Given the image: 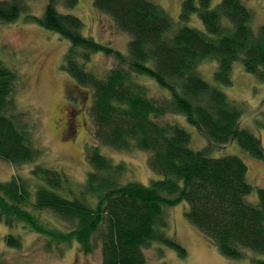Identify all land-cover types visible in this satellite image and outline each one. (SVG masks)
<instances>
[{
    "label": "trees",
    "instance_id": "1",
    "mask_svg": "<svg viewBox=\"0 0 264 264\" xmlns=\"http://www.w3.org/2000/svg\"><path fill=\"white\" fill-rule=\"evenodd\" d=\"M212 1L182 0L174 21L153 0H93V9L129 36L126 54L82 34V21L68 12L78 0H48L40 16L24 17L68 42L62 69L79 90L91 92L93 138L116 150L148 152V166L161 178L147 186L124 182L126 165L89 145L90 170L72 188L62 171L39 163L43 150L34 146L31 125L14 99L22 81L0 58V160L32 165L27 177L0 180V223L43 237L46 251L55 246L61 252L59 245L75 242L88 254L98 240L101 264H147L143 251L153 244L185 257L166 215L167 208L184 202L187 221L221 256L264 264L257 257L264 255V188L250 202L254 186L242 158L211 155L236 141L245 154L264 161L262 143L241 127L243 105L199 72L200 65L214 62L213 80L230 86L239 62L264 84V23L255 28L253 12L241 0H221L215 7ZM25 10L24 0H0V23L17 20ZM192 16L202 29L189 24ZM97 53L116 61L103 76L86 68ZM143 79L161 95H151ZM178 116L207 140L205 147H191ZM5 243L22 247L20 236L11 233ZM0 264H10L2 254Z\"/></svg>",
    "mask_w": 264,
    "mask_h": 264
},
{
    "label": "rangeland",
    "instance_id": "2",
    "mask_svg": "<svg viewBox=\"0 0 264 264\" xmlns=\"http://www.w3.org/2000/svg\"><path fill=\"white\" fill-rule=\"evenodd\" d=\"M47 1L24 0L26 10L17 20L0 23V58L5 65L17 72L22 81L14 99L17 111L25 112L24 119L31 125L34 146L43 150L39 163L62 171L67 176L70 186L75 188L76 185L83 183L90 170L86 159L87 147L97 145L100 153L112 163L126 165V172L122 177L124 182L132 181L147 186L151 180L161 178L149 168L148 152L116 150L101 145L93 138V124L87 114L91 105V92L84 88L77 89L75 81L62 69L63 56L69 47L68 42L56 33L24 20L27 14L40 16ZM153 1L163 7L174 21L178 20L182 0ZM220 1L213 0L211 6L215 7ZM241 1L253 12V26L256 28L263 24L264 0ZM92 3L93 0H78L77 5L68 12L82 21L84 36L126 54L129 36L115 30L107 17L93 9ZM189 24L202 29V24L196 16L191 17ZM115 65L116 61L113 57L97 53L91 54L86 68L103 76ZM214 69V62H206L200 65L199 72L206 81L217 86L230 100L243 105L241 127L258 137L264 149V84L245 72L239 62L233 65L230 86L213 80ZM143 80L151 95H161L162 91L153 82ZM76 91L78 95L75 94ZM72 94L79 103L73 100ZM63 114L71 118L83 117L86 129L75 133L72 128L62 136L57 131L56 125ZM165 119L173 120V117L168 115ZM176 120L189 132L192 148L201 149L206 146L207 140L199 135L195 127L188 124L182 116H178ZM256 121L262 123V126L257 125ZM71 137L73 140H70ZM211 155L213 157L235 155L242 158L248 169L247 180L254 186L253 192L247 198L250 202H256V189L264 188V161L245 154L236 141L218 147ZM31 168L32 165L13 166L0 160V180L7 181L12 176L18 175L27 177ZM186 207V203L182 202L166 209L170 233L186 250L185 257L179 259L173 250L153 244L143 251L147 264L163 262L165 264H252L248 258L232 260L221 256L216 247L187 221ZM8 233L20 236L22 240L20 249L15 250L6 246L5 237ZM58 249L61 252L55 246L52 251H46L43 237L22 228L8 229L0 223V254L10 264H101L98 240L93 241L92 251L88 254L80 251L75 242L69 246L61 244ZM248 255L250 256L251 253ZM257 257L264 259V255Z\"/></svg>",
    "mask_w": 264,
    "mask_h": 264
},
{
    "label": "flooded vegetation",
    "instance_id": "3",
    "mask_svg": "<svg viewBox=\"0 0 264 264\" xmlns=\"http://www.w3.org/2000/svg\"><path fill=\"white\" fill-rule=\"evenodd\" d=\"M75 94L78 95L79 93L76 91ZM71 97L73 98L74 101H76V103H79L78 100L76 99L75 95L72 94ZM84 101H85V99H84ZM57 117H60V115L59 116L57 115ZM58 121H59V123H58V125H56L58 127L57 131L62 136L64 135V133L69 132L72 128L74 129L75 133H78V130L86 129V126H85L86 122L84 121L83 117L80 119H78L77 117L71 118V117H68V116L63 114V116L61 118H59ZM70 140H73V138L71 137Z\"/></svg>",
    "mask_w": 264,
    "mask_h": 264
}]
</instances>
